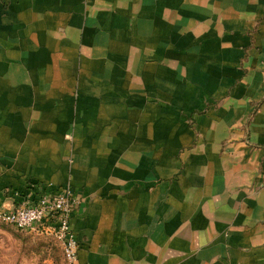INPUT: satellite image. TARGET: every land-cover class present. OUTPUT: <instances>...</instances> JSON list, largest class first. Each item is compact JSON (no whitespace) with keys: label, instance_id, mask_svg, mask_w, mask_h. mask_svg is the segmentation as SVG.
<instances>
[{"label":"crops","instance_id":"0c3cea01","mask_svg":"<svg viewBox=\"0 0 264 264\" xmlns=\"http://www.w3.org/2000/svg\"><path fill=\"white\" fill-rule=\"evenodd\" d=\"M65 185L76 264H264V0H0V209Z\"/></svg>","mask_w":264,"mask_h":264},{"label":"built area","instance_id":"2783aa9c","mask_svg":"<svg viewBox=\"0 0 264 264\" xmlns=\"http://www.w3.org/2000/svg\"><path fill=\"white\" fill-rule=\"evenodd\" d=\"M79 203L69 185L54 192L39 189L36 194L22 195L11 209H0V222L58 239L66 264H76L78 243L70 229V216Z\"/></svg>","mask_w":264,"mask_h":264},{"label":"rangeland","instance_id":"374dc122","mask_svg":"<svg viewBox=\"0 0 264 264\" xmlns=\"http://www.w3.org/2000/svg\"><path fill=\"white\" fill-rule=\"evenodd\" d=\"M60 241L0 222V264H65Z\"/></svg>","mask_w":264,"mask_h":264}]
</instances>
